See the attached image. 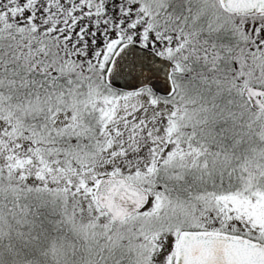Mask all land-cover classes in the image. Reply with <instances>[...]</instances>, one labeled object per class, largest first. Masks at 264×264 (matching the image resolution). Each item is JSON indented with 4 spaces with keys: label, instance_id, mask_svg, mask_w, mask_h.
Wrapping results in <instances>:
<instances>
[{
    "label": "snow or ice",
    "instance_id": "snow-or-ice-1",
    "mask_svg": "<svg viewBox=\"0 0 264 264\" xmlns=\"http://www.w3.org/2000/svg\"><path fill=\"white\" fill-rule=\"evenodd\" d=\"M0 264H264V0H0Z\"/></svg>",
    "mask_w": 264,
    "mask_h": 264
}]
</instances>
